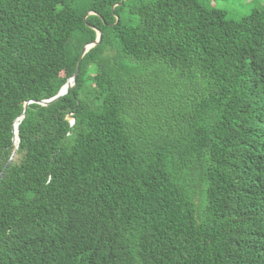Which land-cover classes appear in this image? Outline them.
<instances>
[{"label":"trees","instance_id":"16d2710c","mask_svg":"<svg viewBox=\"0 0 264 264\" xmlns=\"http://www.w3.org/2000/svg\"><path fill=\"white\" fill-rule=\"evenodd\" d=\"M3 170L0 264H264V6L0 0Z\"/></svg>","mask_w":264,"mask_h":264},{"label":"water","instance_id":"95a60500","mask_svg":"<svg viewBox=\"0 0 264 264\" xmlns=\"http://www.w3.org/2000/svg\"><path fill=\"white\" fill-rule=\"evenodd\" d=\"M90 13H95V12H94V11H89L88 14H90ZM88 14L85 16V20H86ZM95 29H96V31H97V37H96V39H94V40H92V41H89V42H87V43L84 45V47H83V49H82V52H81V55H80V57H79V59H78L77 67H76V70H75L74 74H73L71 77L68 78V80H67V81L61 86V88L59 89V91H58L54 96H52V97H50V98H46V99H41V100H29V101H26V102H25V105H24V108H25V109L29 106L30 103H33V102L39 103V104L44 105V106L49 105V104H51V103H53V102H56L59 98H61V97L64 96L65 94H67L71 89L73 90V88H74V86H75V84H76V80H77V76H78V73H79V69H80V65H81L82 58L84 57V55H85V54H86V53H87L92 47H94V46L97 45V44L102 43V40H103V39H102V38H103V32H102L100 29H97V28H95ZM24 115H25V110H24V112H23L20 116H18V117L16 118V120L14 121V127H15V128H14L13 143L15 142V135H16V126H15V123H16V121H17L18 119L21 120V119L24 117ZM69 117H70V119H71V124H72V125L75 124L76 118H75L74 114L71 113V114L69 115ZM20 120H19L18 125H17V132H18V140H19V141H20V137H19V128H18V127H19ZM18 145H19V144H18ZM18 145L15 146L16 149L18 148ZM16 149L13 151L12 156H11V158H10L8 164H9V163L15 158L16 153H17V152H16ZM8 164L5 166V169L7 168ZM3 175H4V170L0 173V179L3 177Z\"/></svg>","mask_w":264,"mask_h":264},{"label":"rangeland","instance_id":"374dc122","mask_svg":"<svg viewBox=\"0 0 264 264\" xmlns=\"http://www.w3.org/2000/svg\"><path fill=\"white\" fill-rule=\"evenodd\" d=\"M212 4L229 10L238 19L253 8L264 6V0H212Z\"/></svg>","mask_w":264,"mask_h":264},{"label":"bare ground","instance_id":"6f19581e","mask_svg":"<svg viewBox=\"0 0 264 264\" xmlns=\"http://www.w3.org/2000/svg\"><path fill=\"white\" fill-rule=\"evenodd\" d=\"M20 119H18L15 123V126H16V135H15V146H17L19 144V140H18V132H17V125H18V122H19Z\"/></svg>","mask_w":264,"mask_h":264}]
</instances>
